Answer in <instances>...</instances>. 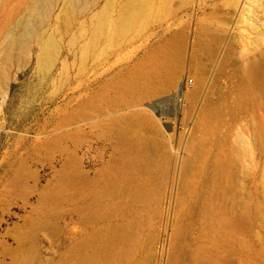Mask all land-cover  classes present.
I'll return each instance as SVG.
<instances>
[{
	"label": "rangeland",
	"instance_id": "rangeland-1",
	"mask_svg": "<svg viewBox=\"0 0 264 264\" xmlns=\"http://www.w3.org/2000/svg\"><path fill=\"white\" fill-rule=\"evenodd\" d=\"M123 1L0 0V264H173L213 245L196 214L216 188L228 216L252 211L221 242L222 263L264 264V139L254 156L243 140L264 122V99L255 91L220 141L199 128L205 101L264 50V0H152L128 34L94 40ZM47 39L58 51L49 66L37 59ZM96 235L105 247L89 262Z\"/></svg>",
	"mask_w": 264,
	"mask_h": 264
},
{
	"label": "bare ground",
	"instance_id": "bare-ground-1",
	"mask_svg": "<svg viewBox=\"0 0 264 264\" xmlns=\"http://www.w3.org/2000/svg\"><path fill=\"white\" fill-rule=\"evenodd\" d=\"M151 1L152 0H124L120 6L119 14L117 18L114 20L113 24L110 25V29L109 28L103 29V24L97 22L95 33L93 36L94 40L98 39V37L101 35H107V37L110 40H116L128 34L141 19L147 16V13L151 6ZM83 50L87 51L88 46L84 47ZM57 53L58 51H57L56 43L53 42L52 39H47L42 43L37 59L39 62L43 63V65L49 66L55 60ZM178 61L179 59L177 53H173L171 57V62L176 64L173 65L170 69L174 74L177 73L179 68V66H177ZM219 67L223 68L222 65H220ZM167 72H169V69H167ZM200 72H201V76L195 81V90L193 91L194 96L197 95V91L199 90L201 84L204 82V80H206L204 76L205 70L202 69V71L200 70ZM236 72L240 73L239 74L240 79L236 81L232 86H230L229 90L227 89L226 92L225 91L223 92L222 90L221 91L222 93L218 92L220 95L216 99H209L205 101V106L203 109L204 117L201 121H199L200 122L199 128L200 131H202L201 134L203 141L205 140L220 141V139L223 138V136L225 135L227 124L235 116L242 114L244 112V109L247 108L251 102H253L254 104V102L257 101V98L255 97V91H257L258 96L260 98L259 103L262 104L263 102L264 50L260 51L259 53L251 55L246 60L245 64L242 67H240L238 71L236 70L235 73ZM227 74H231V73L229 71H225L224 73H220L217 76L213 77V81L211 85L215 90L217 87H218L217 90L219 89V87H221L218 86L219 83L221 82L220 80L222 77H224V75ZM1 81H2V76L0 75V83ZM169 83H172V81L170 82L168 81V84ZM187 86H188L187 80L184 81L183 79H181L178 83L177 92L182 94V97L186 93L185 88H187ZM7 98H8L7 87H2L0 89V99L2 105H4ZM250 125L254 126L252 134L248 136L244 134L243 140L248 153L254 156L257 150L261 147L264 139V122L253 121L252 123H250ZM1 127L2 124L0 125V128ZM225 163L226 162L223 163L220 161L218 165L219 167L223 168ZM66 176L68 179L74 181L76 184L85 180L84 177H82L81 174L78 173L76 170H72L70 172L67 171ZM216 190H213L212 195L209 194L206 197L205 200L206 204L204 202L203 207L200 208L199 212L196 214L197 218L202 217L204 219L205 228L207 230H211V232H213V235H215L216 238L212 235V237L215 238V240L212 241L213 245L207 246L206 244L196 242L195 246L192 249L190 248L187 251L184 252L180 251L179 253H177V255L174 257L173 264H223L225 261L229 260V259L226 260L223 259L220 255V252L222 251L221 248L225 247L224 245H226L225 243H221V242L223 241L230 242L231 241L230 237L232 236L231 231H233L232 228L238 227V229H240L239 225L241 224L244 227L245 219H248L249 218L248 216L252 215V211L251 210L249 211L247 208L245 209V212H243L244 215L238 214L236 216L235 214L234 216L231 215L228 216L227 213L223 210L224 209L223 204L215 203L211 200L217 195ZM183 231L184 228L181 230V227H179L176 231V236L178 237V235L181 234ZM197 234L198 233H196V235ZM177 237L175 238V240H177ZM88 242L91 245V251H90L91 253L90 254L88 253L89 255L86 257V259L89 262L90 261L93 262L96 260L97 256L102 252L103 248L105 247V241H103L102 238L96 235ZM235 243L239 244L238 242ZM237 244L235 248L238 247ZM243 251L246 252L245 255H247V250L246 251L243 250ZM250 254L249 255L252 257V255L255 256L256 253L253 254V252H251ZM85 255H87V253ZM239 255L240 253L237 256ZM241 260L244 259L241 258ZM244 261H246V259ZM228 262L229 261L225 263Z\"/></svg>",
	"mask_w": 264,
	"mask_h": 264
},
{
	"label": "built area",
	"instance_id": "built-area-1",
	"mask_svg": "<svg viewBox=\"0 0 264 264\" xmlns=\"http://www.w3.org/2000/svg\"><path fill=\"white\" fill-rule=\"evenodd\" d=\"M189 82H191V80H189ZM3 105L0 99V124L2 123V119H3Z\"/></svg>",
	"mask_w": 264,
	"mask_h": 264
}]
</instances>
